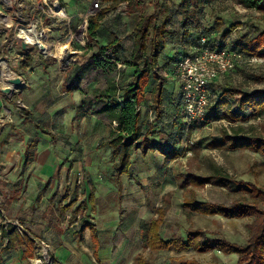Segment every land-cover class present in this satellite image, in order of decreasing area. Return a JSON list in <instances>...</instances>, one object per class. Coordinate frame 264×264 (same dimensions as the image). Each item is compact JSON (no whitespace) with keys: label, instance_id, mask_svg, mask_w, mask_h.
I'll return each mask as SVG.
<instances>
[{"label":"rangeland","instance_id":"374dc122","mask_svg":"<svg viewBox=\"0 0 264 264\" xmlns=\"http://www.w3.org/2000/svg\"><path fill=\"white\" fill-rule=\"evenodd\" d=\"M183 2L131 0L130 3H110L109 0H101L98 9H95L92 0H49L52 10L47 15L39 11L38 0H10L7 5L0 2V11L9 22L13 21L12 27L0 30V65L25 82L16 86L0 75V197L4 194L14 195L18 200L29 197L26 192L29 188V168L21 160L14 164L15 154L33 151L35 146V156L40 146L53 149L60 157L61 175L55 173L46 181L47 190L61 180L67 185L71 200L78 204L88 201L92 187L96 190L94 209L91 205L87 208L81 206L69 215L73 222L80 216V220H86L85 223H96L101 237L103 252L98 258L91 254L90 242L87 244L83 239L78 244L85 264H134L139 257L151 264H170L174 257L202 264H237L236 254H225L208 245L227 240L245 246L249 240L248 227L253 222L252 218L204 216L189 212L185 207L191 199L230 207L237 200V193L208 183L202 187L186 186L184 179L188 175L208 178L215 175L218 169L234 183H252L264 190V157L260 153L211 148L213 141L221 139L223 130L231 133V127L238 125L243 126L247 134L264 139V118L237 124L220 119L185 128L171 120L176 115L174 102L179 95L178 86L165 77V72L159 74L157 71L160 78L166 81L165 89H169L163 107L164 116L157 117L151 89L147 87L145 102L140 110L143 128L151 131L153 143L159 144L164 151L182 150L183 153L169 162L159 151L142 155L131 150L130 173L120 174L119 186L116 181L118 164L115 165L110 148H98L100 143L112 136L116 124L100 119L93 110L79 109L84 99L93 97L96 89L105 90L108 87V78L101 73L89 74L82 83L74 78L93 57L99 59V49L114 38H118L120 44L115 54H106L105 60L114 65L111 75L120 97L134 79L135 69L126 67L124 63L131 59L135 29L141 13L157 14V25L170 32L166 38V49L159 58L158 67L164 71L166 64L184 51L186 41L198 38L200 30L215 31L218 35L216 43L230 49L239 48L245 37L264 32V10H246L237 0H193L191 10L194 17L190 19L181 8ZM58 7L62 9V19L54 15ZM102 11H106L105 17L100 22L97 37L92 40L88 34L90 20ZM17 15L23 17L24 24L35 32L40 31L42 20L48 30L45 41L54 50L57 45L63 47L70 44L74 61L59 62L54 58H45L37 47L23 51L13 44L18 24L14 18ZM148 42L147 56L152 49L151 39ZM139 65L141 67L142 63ZM229 87L244 93L264 89V57L245 56L243 63L222 77L212 89L221 92ZM237 97L228 96L232 107ZM224 111L222 109L220 115ZM26 117L34 118L51 131L59 148L55 149L53 139ZM63 169L69 170L66 176L62 175ZM38 184L43 185L42 182ZM232 186L235 189L236 185ZM12 189L15 190L12 192ZM25 202L4 210L12 217L16 216L15 219L28 232L25 217L30 212L25 210ZM162 206L167 207L162 237L165 240H187L192 231H200L206 244L203 249L181 253H154L145 249L143 229L156 217V209ZM28 263L32 264L30 260Z\"/></svg>","mask_w":264,"mask_h":264},{"label":"trees","instance_id":"16d2710c","mask_svg":"<svg viewBox=\"0 0 264 264\" xmlns=\"http://www.w3.org/2000/svg\"><path fill=\"white\" fill-rule=\"evenodd\" d=\"M114 3L131 2V0H109ZM246 10H264V0H237ZM193 0H184L181 8L185 15L193 19L194 13L191 10ZM106 11H102L95 18L90 20L88 34L93 39L97 37L100 28V22L105 17ZM188 19V18H187ZM157 14L144 15L141 14L139 23L135 29V40L132 50L131 59L124 63L126 67L134 68L135 74L132 82L124 89L122 97L118 95L117 85L114 83V76L111 75L112 63L105 60L106 54H115L120 42L118 38H114L112 42L99 49L97 57H93L88 63L89 65L82 67L75 76L78 83H82L85 77L91 73L102 74L108 78V87L105 90L96 89L91 99H84L81 109L93 110V113L100 119L116 124L112 132L109 147L112 148L114 159L118 160L117 169L125 171L130 158V151H141L143 154L159 151L166 156V160L171 162L178 159L183 151H164L159 144L153 143L151 139V131L144 130L141 121L142 114L139 108L145 102L146 88L153 82L151 91V99L155 107L157 117L162 118L163 107L165 105L166 81L161 79L155 69L159 65V58L166 49V38L170 32L165 28L157 25ZM203 34L209 37L216 35L215 31L203 30ZM199 36V35H198ZM197 36V37H198ZM218 36V35H217ZM151 39L152 49L150 55L146 53L149 50V42ZM160 39V41H159ZM195 41H186L187 50L197 45ZM215 47L222 48L223 45L216 43ZM213 46V47H214ZM238 48V47H237ZM245 56L264 57V32L258 33L253 37H245L244 43L237 49ZM180 53L174 59L166 64L165 69L171 71L175 63L178 61ZM139 63H142L140 67ZM228 96H238L236 104L232 107L228 101ZM175 110L179 107V97L175 100ZM222 109H225L223 115H220ZM264 118V89L257 90L252 93H244L233 87L224 89L217 93L214 91L211 106L209 107L204 124H209L214 120L224 119L229 124H237L238 122H246L249 119ZM31 120L37 128L43 130L45 134L53 137V133L47 130L43 125L31 117ZM177 124L190 128L187 123L181 119L174 120ZM182 121V122H181ZM192 127V126H191ZM231 133L226 129L223 130L222 137L211 143L212 149H220L224 151L249 150L260 153L264 157V139L258 135H249L243 126L231 127ZM35 149L27 151L26 163L33 162ZM128 170V169H127ZM214 184L222 186L232 192L237 193L238 198L230 207L217 205L212 203H201L195 199L188 200L185 207L189 212H194L204 216L220 215L226 218L244 219L252 218L253 222L249 225L250 237L244 246L231 243L227 240L215 241L214 247L225 254H236L238 256L237 264H264V190L252 183L237 182L234 183L227 175L222 174L217 169L215 175L208 178H201L188 175L184 179L186 186L202 187L206 184ZM233 184L236 185L235 189ZM167 207L157 208V218L150 221L144 232V247L151 252L158 253L161 251H174L181 253L191 251L193 249H203L206 245L203 241V235L200 231H192L187 240L171 239L165 240L162 237V228L165 223ZM9 245L13 242L25 245L29 251L34 250V243L31 239L23 238L15 230L10 234ZM97 239V237H94ZM135 264H151L146 259L139 257ZM170 264H202L196 260H186L174 257Z\"/></svg>","mask_w":264,"mask_h":264},{"label":"crops","instance_id":"0c3cea01","mask_svg":"<svg viewBox=\"0 0 264 264\" xmlns=\"http://www.w3.org/2000/svg\"><path fill=\"white\" fill-rule=\"evenodd\" d=\"M109 2L114 3L112 1ZM188 47L189 46H185L184 51L181 52L184 53ZM158 68L159 67L156 68V72ZM153 85V83H150V85L148 86L150 87L151 91ZM168 91L169 89H166V95L169 94ZM217 93H219V91H217ZM79 109H81V106ZM51 138L53 139V146H56L55 149H58L59 147L57 144V139L55 137ZM110 139L111 137L107 141L100 143L98 145V148L108 147L110 148L112 154V148L108 145ZM36 143L37 142H35V144ZM27 151L28 150H26L23 154L20 155L15 154L14 164L19 163L21 160L22 164L25 167L29 168V188L26 190V192H28L29 197L26 196V198H21V200H18V198H15L14 195L11 194H4V197H0V224L6 220H14L16 217H12L10 214H8L4 210V208H16L17 205H22V203L20 202L26 201L25 210L27 211V213L28 211L30 212L29 216H24L27 220L25 224L27 225L28 233L34 239H44L49 243L50 247L53 250L54 264H85V262L83 261V254L78 250V244L82 242L83 239L86 240L87 244L88 242L91 243V254L94 257L98 258L102 254L103 249L101 237L98 233L96 223H85L86 220H80V216L76 217L73 222L70 221L71 219L69 216L79 210L81 206L87 208L88 205H91L94 209L96 200L95 187L91 188L88 201H81L80 204H78L75 200H71V198L67 194L68 187L67 185H65V183L62 184L61 180H59L56 185L53 184L52 187L47 190L48 186L46 185V181L55 173L57 174V176L61 175L59 168L60 164L58 165V159L60 157H57L53 149H45L43 147L41 148L40 146L38 153L36 154V156L34 155L33 162L27 164ZM138 152H140L142 155H145L141 151ZM114 160L115 165H117L118 160ZM117 171L119 172L116 181L117 184L121 186V184H119L121 181L120 174L122 175L124 173H130V158L126 170L120 171L117 169ZM68 173L69 170L63 169L62 175L66 176ZM48 175L49 177L46 178L45 176ZM40 177L44 179L41 180ZM38 182H42L43 185H39ZM13 190L15 189H12V192ZM77 218L79 219L77 220ZM156 218L157 209L156 217L153 219ZM146 228L143 229V233L145 232ZM94 237H97V239H94ZM9 240L10 236L8 240H5L3 242L4 260L0 264H29L28 261L31 260L34 256V250L29 248V251H27L28 248L25 245L19 244L16 241L9 245Z\"/></svg>","mask_w":264,"mask_h":264},{"label":"built area","instance_id":"2783aa9c","mask_svg":"<svg viewBox=\"0 0 264 264\" xmlns=\"http://www.w3.org/2000/svg\"><path fill=\"white\" fill-rule=\"evenodd\" d=\"M9 1L0 0L5 5ZM92 1L95 9H98L101 0ZM38 8L46 15L52 10L49 0H38ZM14 20H17L18 24L13 34V44L15 43L22 49V42L27 41L28 49L31 47L40 49L42 41H45L44 37L48 34L42 20L40 22L41 29L38 32L25 25L23 17L17 15ZM12 26L13 21L9 22L7 16L0 11V30L4 31V29ZM216 38L217 35L209 37L203 34V30H200L197 45L191 46L188 50L186 49L170 72L164 71L162 68L157 69L159 74L165 72V77L178 85L179 107L174 120L179 118L187 123L188 127L205 120L214 97L213 85L229 72H233L239 64L243 63L245 58L244 54L238 50L230 49L227 46L215 47ZM14 76V79L19 78L15 73ZM21 84H25V82L21 80ZM139 110H141V107ZM8 118L10 119L11 115ZM14 230L23 238L33 241L35 254L30 260L32 264H54L49 243L44 239H34L17 219L6 220L0 224V263L4 260L3 242L8 240L9 234Z\"/></svg>","mask_w":264,"mask_h":264},{"label":"bare ground","instance_id":"6f19581e","mask_svg":"<svg viewBox=\"0 0 264 264\" xmlns=\"http://www.w3.org/2000/svg\"><path fill=\"white\" fill-rule=\"evenodd\" d=\"M56 16L62 19V9L57 8L56 10ZM72 42V41H71ZM41 53L45 55L46 58H54L59 62H64L66 60L74 61L72 59L71 54V47L70 44L65 45L62 47V45H57L56 49H52L51 45L45 41V43L41 44ZM0 75L1 77H5L8 82H11L15 76L14 73L10 70H7L4 66L0 65ZM11 84V83H10ZM9 84V87H12Z\"/></svg>","mask_w":264,"mask_h":264},{"label":"water","instance_id":"95a60500","mask_svg":"<svg viewBox=\"0 0 264 264\" xmlns=\"http://www.w3.org/2000/svg\"><path fill=\"white\" fill-rule=\"evenodd\" d=\"M21 46H22L23 50H27L28 49V42L27 41L22 42ZM11 82H12V84H14L16 86L21 85V80L19 78L13 79Z\"/></svg>","mask_w":264,"mask_h":264}]
</instances>
